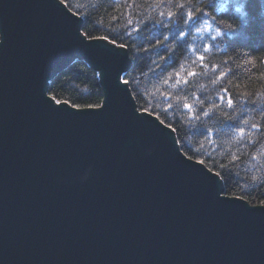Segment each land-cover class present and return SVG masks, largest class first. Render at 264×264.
I'll return each instance as SVG.
<instances>
[{
	"label": "water",
	"instance_id": "95a60500",
	"mask_svg": "<svg viewBox=\"0 0 264 264\" xmlns=\"http://www.w3.org/2000/svg\"><path fill=\"white\" fill-rule=\"evenodd\" d=\"M81 22L59 0H0V264H264V205L137 110L126 50ZM75 59L102 109L46 98Z\"/></svg>",
	"mask_w": 264,
	"mask_h": 264
},
{
	"label": "trees",
	"instance_id": "16d2710c",
	"mask_svg": "<svg viewBox=\"0 0 264 264\" xmlns=\"http://www.w3.org/2000/svg\"><path fill=\"white\" fill-rule=\"evenodd\" d=\"M207 2H212L211 8H205L209 22L211 18L219 20L216 8L224 0ZM241 2L247 5L248 14L244 32H225L213 40L211 29L204 33L193 31L176 43L169 39L163 47L171 50L163 51L160 46H149V41L154 44L156 38H162L161 26L155 20L163 9L155 8V0H71L73 10L79 9L81 32L87 38H102L126 50L130 63L122 77L128 79L125 73L130 74L132 83L127 86L137 110L147 109L145 112L158 116L164 125H171L178 147L187 157L203 161L210 171H220L214 165H226V182L222 184L226 195L264 205V184L252 179L264 177V168L258 170L251 159L253 153H264V130L251 129V124H259L264 116V0H229L230 18L220 22L234 23L231 17ZM142 22V31L129 36ZM205 45L211 51L204 52ZM197 51L205 55L207 68L196 60ZM159 56L165 59L161 61ZM190 70L196 75L187 77ZM220 72H225V76L217 79ZM96 73L86 62L73 60L48 82L47 88L54 89L51 98L78 105L100 103L102 90ZM165 79L167 84L163 83ZM222 89L228 91L222 93ZM78 94L84 98L77 100ZM229 96L234 101L232 108L227 106ZM184 103L192 105L191 114L183 108ZM156 104L161 108H156ZM213 104L217 106L214 109ZM193 115L198 120L192 119ZM204 128H211L216 134L207 137ZM239 128L245 131L240 133ZM233 155L238 157L234 162ZM260 160L264 163V156Z\"/></svg>",
	"mask_w": 264,
	"mask_h": 264
},
{
	"label": "snow or ice",
	"instance_id": "6c2138e0",
	"mask_svg": "<svg viewBox=\"0 0 264 264\" xmlns=\"http://www.w3.org/2000/svg\"><path fill=\"white\" fill-rule=\"evenodd\" d=\"M59 3H62L66 9L72 11V15L74 17H78L80 15L79 9L76 8L73 10V6L71 4V0H59ZM212 2L205 3V0H155V8L156 9H163L158 12L159 19L155 20V24H158L161 26V32L159 33V36L162 38H156L155 43L153 44L151 41H149L150 47H157L160 46L161 50L163 51H170L171 48L165 49L164 43L166 41H169V39L172 40V43H176L177 41H180L182 38H186L188 35H190L193 31L196 33H204L208 32L209 29H211V32L213 33L212 39L215 40L218 37H221L225 32H234V33H242L244 32V26L248 23V14H247V5L244 2L238 3L235 6L234 14L231 18H234V23H221V20H224L226 18H230V5L229 0H224V3H221L216 8V12L219 14V20L216 18H211V22H209L208 14L205 12V8H211ZM238 21V22H237ZM182 22V23H181ZM129 26L132 25V20L128 21ZM200 25L197 27V25ZM144 24L138 26L137 28L133 29L132 32H129L128 35L131 36L133 33L139 34L142 31ZM82 36V34H80ZM186 42V40H185ZM141 51H147V49H141ZM211 51V48L208 45H205L204 52ZM196 60L201 62V65L205 68L208 67V64L205 62V55L199 51L195 53ZM159 59L162 61L165 59L164 56H159ZM155 63V62H154ZM213 68H216V65H212ZM95 75H99V73H96ZM169 76L172 75V73H168ZM180 73L177 72L176 76L180 77ZM187 77H193L196 75L194 71H188ZM125 76H128V79H125L124 77H120V80L123 81L124 85H128L132 83V79L130 78L129 73H125ZM225 76V72H220L217 79L223 78ZM119 82V80H118ZM185 82H187L185 80ZM163 83L167 84L168 80L165 79ZM180 83V79H177L176 84ZM62 86V85H61ZM176 86V85H175ZM54 89H51L50 87L47 88L45 92L46 98L49 99V102L53 104V106H57L53 99L50 97L52 96V92ZM133 91H137L136 89H133ZM227 89H222L223 92H227ZM84 98V97H83ZM80 94L77 95L76 99L81 100L83 99ZM223 95H221L220 99L223 100ZM105 104V100L96 103H84L82 105H78L74 102L70 101H64L61 105V107H71V108H92L95 107L96 109H102V107ZM234 104L233 99L231 96L227 99V106L229 108H232ZM211 107L214 109L217 106L215 104L211 105ZM183 108L187 110L190 114L192 112V105L189 103H184ZM142 111H148L147 109H143ZM205 116H208L209 114L207 112L203 113ZM230 119L231 117H226ZM157 119L158 116H157ZM192 119L198 120V117L193 115ZM169 127H172L169 125ZM251 129L255 131H261L264 130V116L261 117V122L253 123L251 124ZM178 131V129H177ZM238 131L240 133H243L245 131L244 128H239ZM203 134H205L207 137H211L215 135L216 133L213 132L211 128H204ZM190 151V150H189ZM238 159L237 156H232V161H236ZM203 163V161H200ZM218 167L220 171H212V176L221 182L222 184L226 182V178L223 175V170L226 168V165L220 164L219 166L214 165V168ZM253 179V178H252ZM254 181H258L261 184H264V177H256L253 179ZM219 196L222 197L223 190L219 192Z\"/></svg>",
	"mask_w": 264,
	"mask_h": 264
},
{
	"label": "clouds",
	"instance_id": "9594fccd",
	"mask_svg": "<svg viewBox=\"0 0 264 264\" xmlns=\"http://www.w3.org/2000/svg\"><path fill=\"white\" fill-rule=\"evenodd\" d=\"M205 2H206V0H205ZM237 22H238V21H237ZM173 87H175V85H173ZM197 103H200V101H197ZM155 107H156V108H161V105L156 104ZM165 107H166V105L163 106V108H165ZM163 108H162V109H163ZM168 114H169V113H168ZM187 139L190 140V138H187ZM188 147H189V148L192 147L191 143H189ZM260 156H264V153L260 154L259 156H258L256 153H253V154H252V157H251L252 161L255 162V163L258 165V170H260L261 168H264V163H261ZM252 178L254 179L255 176H253Z\"/></svg>",
	"mask_w": 264,
	"mask_h": 264
}]
</instances>
